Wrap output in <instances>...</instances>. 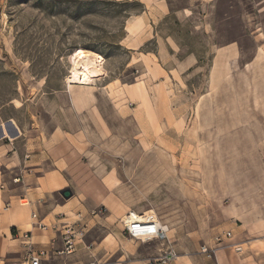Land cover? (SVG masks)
I'll list each match as a JSON object with an SVG mask.
<instances>
[{
    "label": "rangeland",
    "instance_id": "1",
    "mask_svg": "<svg viewBox=\"0 0 264 264\" xmlns=\"http://www.w3.org/2000/svg\"><path fill=\"white\" fill-rule=\"evenodd\" d=\"M159 3L166 12L152 13L149 29L175 40V65L197 52L187 72L169 71L167 59L164 76L146 69L156 38L139 50L126 40L129 23ZM191 6L194 14L184 10ZM78 47L104 57L103 72L70 88ZM55 129H74L88 148L69 157L83 165L81 203L106 208L89 214L86 242L97 247L108 228L117 238L112 257L90 261L164 264L157 258L168 242L123 232L133 209L169 225L178 256L208 244L222 250L211 264H264V0H0V150L13 139L25 149L17 133Z\"/></svg>",
    "mask_w": 264,
    "mask_h": 264
},
{
    "label": "crops",
    "instance_id": "2",
    "mask_svg": "<svg viewBox=\"0 0 264 264\" xmlns=\"http://www.w3.org/2000/svg\"><path fill=\"white\" fill-rule=\"evenodd\" d=\"M192 8L193 6L184 10L191 13ZM156 9L149 8L146 17H138L142 18L140 20L142 27L135 26L132 30L127 29L126 40L134 42L132 50H139L156 38L157 51H145L146 69L149 67L150 71L164 76L161 70L166 71V69L162 61L167 59L170 61L167 67L169 71L176 66V70L180 73L187 72L198 65L197 52L189 51L180 63L173 64L175 62H173L172 55H176L180 49L175 40L168 37L157 39L154 32L149 29V25L152 27L154 23L152 13H156L159 17L160 12L165 13L167 8L159 3ZM194 13L195 11L192 12ZM189 16L191 14H186V17ZM141 28L146 31L139 36ZM138 29L141 30L138 31ZM77 135L74 129L67 131L55 129L48 135L44 133L32 136L28 133H17L18 138L24 139L25 149L20 151L15 148V143H12L13 139L11 144H7L8 148L0 150V184L2 182L5 184L1 185L2 190H0V264L23 261L30 251L38 250L47 252L42 257V264H86L91 257L96 256L97 252L112 257L116 251L117 248L112 246L110 239L117 241V238L113 230L108 228L105 237L97 247L96 242H86L85 235L83 238L77 235L75 251L70 254L57 255L58 251L65 248L66 228L75 225L76 231L80 230L88 224L91 218L89 214L96 211V208H87L81 203V199L88 195L86 187H83V165L79 164L76 167L69 162V157H72L71 152L88 149L81 144V136ZM76 143L80 144L76 145ZM99 171V168H94V177L99 176ZM15 178L19 179L18 182H14ZM68 186L75 189L73 197L61 204L58 202V194ZM90 194H92L91 191ZM95 197L97 199L98 195ZM22 198L30 200V206H25L27 209L20 204ZM8 201L11 202V207L5 209L4 205ZM33 213H37V219L32 217ZM39 221L46 224L48 229L39 228L36 224ZM175 247L180 251L186 246L180 242ZM218 253H222V250L216 251L217 256ZM213 257L209 258L202 254L198 246L193 245L188 253L181 254L165 264H211L209 259ZM47 259L49 261H46ZM123 261L125 260L122 259L117 264H122Z\"/></svg>",
    "mask_w": 264,
    "mask_h": 264
},
{
    "label": "built area",
    "instance_id": "3",
    "mask_svg": "<svg viewBox=\"0 0 264 264\" xmlns=\"http://www.w3.org/2000/svg\"><path fill=\"white\" fill-rule=\"evenodd\" d=\"M19 179L15 178L14 182H18ZM2 187V186H1ZM11 207V202L8 201L5 203L4 208L9 209ZM105 212L106 208H100L97 211H93V215H99L100 212ZM139 218H134L131 212L126 213L120 220L121 225L123 227V232L127 234L131 239L137 240L140 242L148 243V242H160V244L169 243L166 250H164L157 261L161 263H167L173 259L178 257L176 249L173 245H170V228L167 223L163 222L156 212L150 210L146 212L139 213ZM32 217L37 219V213H33ZM41 229H48V226L44 224L42 221L36 223ZM84 228L76 231L75 225L69 226L66 228V232L64 234V245L65 248L57 252V255L70 254L75 251L76 248V238L79 235L81 238L84 236ZM225 237H231V232L225 233ZM220 237L217 239L220 241ZM163 250V249H162ZM200 252L209 258H212L216 254V247L210 246L208 244H203L200 248ZM47 254L44 250L38 251H30L25 259L20 262H15L13 264H42V257ZM46 261H49L47 259ZM86 264H102L97 260L89 261Z\"/></svg>",
    "mask_w": 264,
    "mask_h": 264
},
{
    "label": "bare ground",
    "instance_id": "4",
    "mask_svg": "<svg viewBox=\"0 0 264 264\" xmlns=\"http://www.w3.org/2000/svg\"><path fill=\"white\" fill-rule=\"evenodd\" d=\"M135 25H137L136 22L132 21L129 23L128 27L130 30H132ZM72 57L73 63L70 67V76L68 77L70 82V88L73 87L72 84H76L79 86L91 85L99 78V76H101L103 72L104 57H102L98 52L91 49L78 47L75 49ZM23 201L25 203L22 204L23 206H30L28 204L29 202L27 201V199H24ZM128 212H131L134 218L140 217V214L136 210L128 209Z\"/></svg>",
    "mask_w": 264,
    "mask_h": 264
},
{
    "label": "water",
    "instance_id": "5",
    "mask_svg": "<svg viewBox=\"0 0 264 264\" xmlns=\"http://www.w3.org/2000/svg\"><path fill=\"white\" fill-rule=\"evenodd\" d=\"M60 193L65 199H69L73 195V192L70 188L64 189Z\"/></svg>",
    "mask_w": 264,
    "mask_h": 264
}]
</instances>
